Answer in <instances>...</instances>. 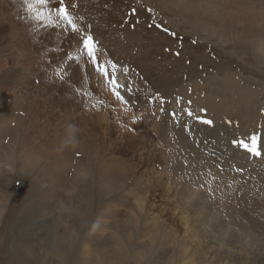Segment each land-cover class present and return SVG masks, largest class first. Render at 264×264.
Segmentation results:
<instances>
[{
    "label": "rangeland",
    "instance_id": "374dc122",
    "mask_svg": "<svg viewBox=\"0 0 264 264\" xmlns=\"http://www.w3.org/2000/svg\"><path fill=\"white\" fill-rule=\"evenodd\" d=\"M64 5L75 32L0 0V264L253 263L192 214L260 242L264 213L242 206L230 221L190 192L184 161L201 152L264 172V11L246 26L196 0ZM88 34L123 100L83 52ZM253 135L260 156L233 144Z\"/></svg>",
    "mask_w": 264,
    "mask_h": 264
},
{
    "label": "bare ground",
    "instance_id": "6f19581e",
    "mask_svg": "<svg viewBox=\"0 0 264 264\" xmlns=\"http://www.w3.org/2000/svg\"><path fill=\"white\" fill-rule=\"evenodd\" d=\"M196 1H199V3H203L212 7H225L229 9H236L234 14L240 12L243 15V17L240 18L234 15L233 21L240 22L246 26L255 24V22L253 21L254 17H259L260 15V12L257 11H264V0H196ZM221 106L223 105L221 104ZM173 109L179 111L177 107H173ZM197 109H198V104L195 106L193 112L198 111ZM190 110L191 109H189V111ZM235 112L238 115L241 114L240 112H238V110ZM208 113L210 114V112ZM221 113L222 112H220V115ZM225 114H227V112ZM242 114H243V118L247 117L245 113ZM195 115L198 116V114ZM233 115L235 116V114ZM208 117H211V115H209ZM215 119L216 118L214 117V120ZM252 121H254V117H252ZM252 121L244 123L243 127L245 130H247L251 126L250 123ZM260 138H261L260 143L262 145L261 147H263L262 148L263 150L264 137H260ZM262 154H264V151H262ZM262 159L264 161V158ZM216 161H217L216 157L206 156L201 152H197V156H195L193 159L192 158L185 159L184 167L186 168L187 174L190 176V182L188 184L190 188V192H193L195 187H201L202 197L204 199L212 200L218 208L224 209L230 221H234V222L237 221V213L239 212L242 206L250 208V210L254 213H264V172H262L261 174L259 168H257V169L249 170V172L247 173L241 174L234 167V163L232 161H228L225 163L221 162L220 163L221 166H217ZM260 164L264 166L263 162H260ZM171 184H172V188L175 189L178 188L177 183L172 182ZM168 190L169 189L167 188L166 191ZM183 206L185 207V205ZM197 208L200 209L199 207ZM185 211L188 210L185 208ZM195 211H197L196 208ZM192 216L196 221H201L200 222L201 225L199 224L201 230L207 232L209 236L214 237L217 240L216 243L217 245L223 246L225 244H231L229 245L231 246V249L228 250L226 249L229 253H234L239 256L241 255L250 256L253 261V263L251 264H262L264 262V239L259 242L257 239L253 237L240 235L237 236L236 239L232 240L230 239L232 235H230L227 231L222 232L217 230L214 226H212L210 220L206 215L204 214L198 215L194 213L192 214ZM184 224L186 225V223ZM216 232H218V234L216 236H212V234ZM209 242L213 243L212 240H209ZM245 261H247L246 258ZM246 264H249V262Z\"/></svg>",
    "mask_w": 264,
    "mask_h": 264
},
{
    "label": "snow or ice",
    "instance_id": "6c2138e0",
    "mask_svg": "<svg viewBox=\"0 0 264 264\" xmlns=\"http://www.w3.org/2000/svg\"><path fill=\"white\" fill-rule=\"evenodd\" d=\"M24 2L26 4L27 10L30 13L34 14L33 18L37 21L46 22V27L52 26V14L55 13V15L59 17L60 20L64 21L71 27L73 32L78 30L77 25L73 23L72 17L66 10L64 0H60V6L58 8L53 7L51 10H47L50 0H24ZM157 27H159V25H157ZM81 47L83 52L86 53V55L89 57L91 63L96 66V70L100 72L111 85H113V92L117 96V98L123 100V97H121L119 92L116 91V88H118L119 85L116 82L114 72L111 76H109L107 65L100 64L98 62L96 56V42L90 34L83 37ZM69 59H72V57L69 56ZM109 64H111V62H109ZM111 67L114 70L116 66L114 64H111ZM188 114L192 115L191 112H189ZM202 123L211 125L212 121L202 120ZM233 144L238 145L253 156L261 155V152L257 147V137L255 135L250 138V142H246L244 140H233Z\"/></svg>",
    "mask_w": 264,
    "mask_h": 264
}]
</instances>
